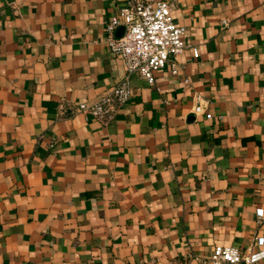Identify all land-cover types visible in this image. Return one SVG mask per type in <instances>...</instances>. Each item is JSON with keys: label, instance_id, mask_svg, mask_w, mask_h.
<instances>
[{"label": "crops", "instance_id": "obj_1", "mask_svg": "<svg viewBox=\"0 0 264 264\" xmlns=\"http://www.w3.org/2000/svg\"><path fill=\"white\" fill-rule=\"evenodd\" d=\"M169 1L187 47L101 121L77 104L125 74V0H0V264H208L264 235V0Z\"/></svg>", "mask_w": 264, "mask_h": 264}, {"label": "built area", "instance_id": "obj_2", "mask_svg": "<svg viewBox=\"0 0 264 264\" xmlns=\"http://www.w3.org/2000/svg\"><path fill=\"white\" fill-rule=\"evenodd\" d=\"M171 9L169 0H125L104 28V41L110 52L121 59L125 74L98 98L78 102L79 111L101 121L112 118L117 107L127 102L133 94L129 82L131 72L139 73L153 84L154 71L166 65L170 55H176L187 47L186 28L175 21ZM121 25V34H116V29ZM192 53L198 55L197 47L192 48ZM171 71L176 72L174 63H171ZM196 97L193 110L203 112L199 95ZM255 212L260 221L264 208L257 207ZM208 264H264V235L255 234L251 243L244 248L234 244H216L209 255Z\"/></svg>", "mask_w": 264, "mask_h": 264}, {"label": "water", "instance_id": "obj_3", "mask_svg": "<svg viewBox=\"0 0 264 264\" xmlns=\"http://www.w3.org/2000/svg\"><path fill=\"white\" fill-rule=\"evenodd\" d=\"M122 30H123V26L121 25V26H119V27L116 29V34H121Z\"/></svg>", "mask_w": 264, "mask_h": 264}]
</instances>
